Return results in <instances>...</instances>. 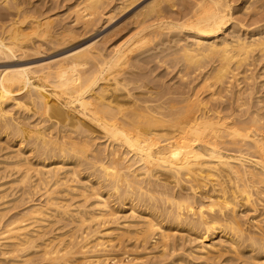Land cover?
Returning <instances> with one entry per match:
<instances>
[{"label":"bare ground","instance_id":"obj_1","mask_svg":"<svg viewBox=\"0 0 264 264\" xmlns=\"http://www.w3.org/2000/svg\"><path fill=\"white\" fill-rule=\"evenodd\" d=\"M34 1L0 0V62L141 0L68 26ZM233 3L150 0L110 48L0 68V264H264V0Z\"/></svg>","mask_w":264,"mask_h":264},{"label":"rangeland","instance_id":"obj_2","mask_svg":"<svg viewBox=\"0 0 264 264\" xmlns=\"http://www.w3.org/2000/svg\"><path fill=\"white\" fill-rule=\"evenodd\" d=\"M33 1V0H32ZM38 3H40V1L41 0H36ZM36 1H34L35 3H37ZM47 1H50V0H45V1H43L42 0V4H44V2L46 3ZM56 1H60V0H51L50 2H47L45 5H43V6H45L44 7V9H42V11H46V9H47V11H49L48 13H46V15H50V16H53V17H57L56 15H59V13H60V16H62V17H60V18H62V20L60 19V18H58L57 20H58V22L60 23H57L59 26H63V24L65 25V23L67 24V25H65V26H68V23L70 22L71 24H69V25H73L74 24V22L72 21V19L74 18V16H73V14L71 13V15H69L70 13V9H69V7L71 8L72 6H73V4L75 3V1L76 0H71V1H69L68 0V2H67V0L65 1V0H63L62 2L60 1V3H62V4H60V3H58L57 2V4H58V6H57V4L56 3H54V2ZM150 0H141L140 2H138L137 4H135L132 8H130L127 12H124V13H120V14H118L117 15V17H116V19H114L110 24L109 23H107L106 24V26H105V28H103L100 32H98V34H94L93 36H91V37H89V38H87V39H85V40H81V37H79V38H77L76 39V41L75 42H73L71 45H69V46H66V47H63V48H52V47H49V45H45V46H43V47H41V50H40V52H38V53H31L30 55H28V56H26L25 58H24V60H22V61H20L19 63L18 62H9L10 64H14V65H33V64H38V63H41V62H43V61H47V60H50V59H52V58H55V57H57V56H59V55H61V54H63V53H65L66 51H68V50H70V49H72L73 47H78V46H81V45H83V44H86V43H88L89 41H91L92 39H94L97 35L98 36H102V35H104L105 36V38H103V42H102V45H104V46H106V45H108L107 47H109V45H111V42L113 43L114 41H116V39H119L124 33H126V31L128 30V28H129V26H130V19H132V14L135 12V11H137L140 7H142V5H144V4H146L147 2H149ZM235 1V0H234ZM51 2L53 3V6H55L54 4H56V6L55 7H57V8H55L54 7V9H53V6H51ZM37 3V5L41 8V6L42 5H39ZM50 4V7L49 6H47V4ZM65 3V4H64ZM232 3H233V0H232ZM236 3H238V1H236L235 3H233V5H235ZM48 4V5H49ZM65 6H64V5ZM36 5V4H35ZM59 5H60V8H59ZM51 7H52V9H51ZM43 8V7H42ZM48 8H50L49 10H48ZM68 9V10H67ZM41 10V9H40ZM46 11V12H47ZM69 11V12H68ZM66 12V13H65ZM64 14V15H62V14ZM175 13V12H174ZM176 14V13H175ZM55 15V16H54ZM173 15V14H172ZM69 16V17H68ZM73 18H72V17ZM175 16V15H174ZM177 16V15H176ZM3 18L4 19H6L7 21H8V18L7 17H2V16H0V23H7V21L5 22V20H3ZM2 19V20H1ZM60 19V20H59ZM65 19V20H64ZM2 21V22H1ZM68 21V22H67ZM61 23H62V25H61ZM73 23V24H72ZM100 23H103V20H99V23H97V26H100L101 24ZM104 25H105V23L103 24V27H104ZM76 26V25H75ZM78 27V25L76 26V28ZM105 43H106V45H105ZM110 48V47H109ZM108 48V49H109ZM9 63H6V62H0V68H3V67H6V65H8ZM88 67H89V69H88ZM85 68H87L88 70H89V73L91 74V72L92 71H90V70H93L92 68H91V66H87V67H85ZM85 68H84V70H85ZM172 69H174V71L172 72V75H174V73H175V68H172ZM83 70V69H82ZM83 70V71H84ZM158 70H160V69H158ZM157 70V71H158ZM87 71V70H86ZM88 72V71H87ZM86 72V74H89V73H87ZM171 75V76H172ZM26 117V118H25ZM21 120H27V121H31V120H28V119H31V116H26V115H24V117L23 116H21V118H20ZM33 119H35V117L33 118ZM32 119V120H33ZM46 123V122H45ZM44 122L42 123V124H45ZM23 195V196H22ZM36 197L38 196V194L36 195V194H34ZM27 196H30V195H26V194H21V197L23 198V197H26L27 198ZM35 196L33 197V195H31L30 197L31 198H33L35 201H38V199H40L39 198V196H38V198L37 199H35ZM29 197V198H30ZM25 198V200H27ZM88 230H90V229H88ZM78 233V232H77ZM175 253V252H174Z\"/></svg>","mask_w":264,"mask_h":264}]
</instances>
